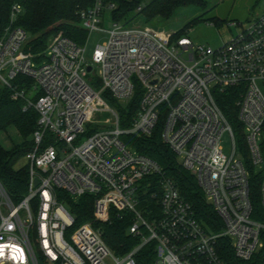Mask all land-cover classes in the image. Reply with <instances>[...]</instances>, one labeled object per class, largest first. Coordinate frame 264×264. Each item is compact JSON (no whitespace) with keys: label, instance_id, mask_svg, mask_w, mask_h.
<instances>
[{"label":"built area","instance_id":"1","mask_svg":"<svg viewBox=\"0 0 264 264\" xmlns=\"http://www.w3.org/2000/svg\"><path fill=\"white\" fill-rule=\"evenodd\" d=\"M114 8L94 0L78 13L87 33L83 44L58 36L43 52L31 54L25 52L29 36L13 26L21 8L12 7L11 26L0 38V85L12 91L13 100L23 99V110L32 108L38 120L24 156L26 196L13 204L0 186V264H135L134 255L148 244L153 264H225L217 249L221 238L228 239L236 260L249 261L262 247L264 175L262 211L254 218L248 171L217 100L235 96L249 157L264 173V15L211 49L193 44L186 32L114 22L109 15ZM105 15L110 31L101 27ZM93 32L106 33L107 40L96 46L89 63L86 45ZM18 76L32 80L30 88L13 87ZM137 91L138 113L121 127L110 102L125 106ZM160 122L163 144L195 177L220 221L219 231L198 218L156 162L124 141L151 136ZM225 134L231 138L230 156L221 145ZM85 195L93 198V220L67 238L74 219L64 200ZM111 213L130 214L128 233L139 240L121 257L95 226L109 222Z\"/></svg>","mask_w":264,"mask_h":264},{"label":"trees","instance_id":"2","mask_svg":"<svg viewBox=\"0 0 264 264\" xmlns=\"http://www.w3.org/2000/svg\"><path fill=\"white\" fill-rule=\"evenodd\" d=\"M94 0H0V38L5 30L10 27V14L13 6H19L21 13L17 16L13 26L25 31L29 36L25 52L37 54L43 52L52 38L62 36L67 37L78 44H83L87 33L79 27L78 13L81 10L90 8ZM114 4L115 8L109 13L114 22H126L129 16L144 15L147 20H168L174 11L180 7H194L200 10L207 8L206 0H150L142 5L145 0H106ZM142 5L141 11L137 8ZM209 22L214 25L222 24L217 18L204 20L202 16L193 19L188 25L176 32L182 35L186 28H191L198 23ZM126 24V23H125ZM32 85V80L18 76L12 82V86L18 91L28 89ZM12 91L6 87H0V133H4L9 128L16 130L22 139V143L13 146L10 150H5L0 145V186L4 189L13 204L20 203L27 194L28 168L24 164L21 168H16V164L24 159L26 153L31 150L32 142L29 138L37 128L38 115L32 109L23 110L25 101L23 99L13 100ZM104 99L109 101L105 94ZM140 92H135L133 98L125 105L119 106L114 102L120 118V126L128 127L136 117L139 110ZM218 107L222 111L227 123L231 127L236 148L242 158L243 165L248 171V183L250 199L253 209V217L261 213L259 198V185L262 179V171L258 170L249 157L244 141L242 127L237 119L236 98L231 93L222 95L217 100ZM124 141L139 154L156 162L166 177L171 179L176 185L181 196L191 204L199 219L217 232L221 229L220 221L212 209L205 203L202 192L197 186L195 177L184 170L179 164L176 156L163 144L161 140V122L149 137L130 136ZM264 152V145H262ZM58 194H63L58 191ZM62 201V200H60ZM69 209L70 215L74 219L69 233L78 226L91 222L93 198L85 195L77 202L70 199L64 200ZM132 223L131 215L124 213L118 215L111 213L110 220L104 224H96L100 228L102 238L111 252L118 257L130 252L139 242L137 238L128 233ZM262 247L253 257L242 262L236 260L228 239L221 238L218 242V254L225 264H264V232L260 235ZM153 245L144 246L133 257L135 264H153Z\"/></svg>","mask_w":264,"mask_h":264},{"label":"rangeland","instance_id":"3","mask_svg":"<svg viewBox=\"0 0 264 264\" xmlns=\"http://www.w3.org/2000/svg\"><path fill=\"white\" fill-rule=\"evenodd\" d=\"M150 0H145L142 5L147 4ZM207 8L200 10L194 7H180L176 9L173 15L168 20H147L144 15H133L126 19L127 27H144L149 26L157 31H164L168 34H173L180 31L193 19L202 16L204 20L217 18L222 21V24L214 25L209 22H201L197 25L186 28V37L193 44L204 45L211 49H218L228 43L231 38L241 34L248 26V21L264 15V0H206ZM101 27L105 31L112 29V23L108 15L104 16V21ZM107 40L106 33L93 32L88 39L86 45L85 60L90 63L93 50L98 45H102ZM95 73L98 72V67L93 68ZM1 87V85H0ZM264 91V88H262ZM0 140L6 148L17 144L20 141L19 136L14 129H9L6 133L0 135ZM22 143V142H21ZM20 143V144H21ZM222 148L225 156H230L232 152L231 138L229 134H225L222 138ZM237 154L240 153L237 149ZM25 160L21 159L17 162L16 168L24 166Z\"/></svg>","mask_w":264,"mask_h":264},{"label":"crops","instance_id":"4","mask_svg":"<svg viewBox=\"0 0 264 264\" xmlns=\"http://www.w3.org/2000/svg\"><path fill=\"white\" fill-rule=\"evenodd\" d=\"M9 129H13V128H9ZM9 129H7V130H9ZM14 131L16 132V130L14 129ZM4 133H6V132H4ZM17 133V132H16ZM3 133H0V135H2ZM17 135H18V133H17ZM19 136V135H18ZM19 138H20V141H19V143H17V144H13L12 146H10V147H8V148H6L5 146H4V144H2V140H0V145L2 146V148L3 149H5V150H10L13 146H15V145H18V144H20L21 142H22V139H21V137L19 136Z\"/></svg>","mask_w":264,"mask_h":264},{"label":"water","instance_id":"5","mask_svg":"<svg viewBox=\"0 0 264 264\" xmlns=\"http://www.w3.org/2000/svg\"><path fill=\"white\" fill-rule=\"evenodd\" d=\"M87 71L90 72V71H91V67H88V68H87Z\"/></svg>","mask_w":264,"mask_h":264}]
</instances>
